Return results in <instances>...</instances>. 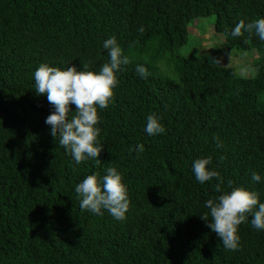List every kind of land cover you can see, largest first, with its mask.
<instances>
[{
  "label": "trees",
  "instance_id": "1",
  "mask_svg": "<svg viewBox=\"0 0 264 264\" xmlns=\"http://www.w3.org/2000/svg\"><path fill=\"white\" fill-rule=\"evenodd\" d=\"M206 16L226 43L258 52L256 75L215 52H182L191 21ZM262 16L264 0H0V264H264V231L242 223L240 247L229 250L202 219L217 178L201 184L191 169L210 156L223 189L231 180L264 201V181L251 180L253 170L264 177V41L254 29L230 35ZM113 35L130 62L114 100L98 108L100 163L76 164L50 134L53 109L33 73L43 62L98 71ZM153 112L166 133L144 131ZM138 143L145 150L130 152ZM108 167L128 188L124 221L79 207L75 184Z\"/></svg>",
  "mask_w": 264,
  "mask_h": 264
},
{
  "label": "clouds",
  "instance_id": "2",
  "mask_svg": "<svg viewBox=\"0 0 264 264\" xmlns=\"http://www.w3.org/2000/svg\"><path fill=\"white\" fill-rule=\"evenodd\" d=\"M264 41V16L248 23L238 22L230 35L240 36L243 31H252ZM243 30V31H242ZM143 31V26L140 27ZM102 48L106 50L108 60L98 71L87 70L72 64L60 67L47 62L41 63L34 71V89L38 95H46L52 106L51 113L45 123L50 125V134L57 139L60 146L70 153L76 164L90 158L100 163V153L103 145L98 140L101 131L98 126L99 109L108 108L114 100V89L119 84L118 73L122 66L129 64V58L123 55V50L116 36L103 40ZM136 72L142 78L148 77V71L142 64L136 65ZM72 105H75L73 110ZM74 111V114H73ZM144 131L149 135L166 133V127L161 117L149 113L146 117ZM221 145L218 143L217 147ZM137 154L145 150L143 143L130 147ZM212 158L200 157L194 159L191 165L195 179L203 184L212 178H217L215 190L220 193L214 199L204 201L209 212L202 215L212 231L220 238L223 246L229 250L240 247L239 226L248 222L257 231H264V201L260 194L244 186L232 187L228 181V189L222 188L224 183L221 173L215 168H209ZM251 180L264 181V177L253 170ZM75 192L79 198L80 209L97 215H104L105 210L117 221L127 219L130 208L128 188L122 174L116 167H108L105 174H90L75 184ZM251 214L250 221L248 216Z\"/></svg>",
  "mask_w": 264,
  "mask_h": 264
},
{
  "label": "rangeland",
  "instance_id": "3",
  "mask_svg": "<svg viewBox=\"0 0 264 264\" xmlns=\"http://www.w3.org/2000/svg\"><path fill=\"white\" fill-rule=\"evenodd\" d=\"M215 17H198L191 21L189 25L188 44L182 46V52L188 56L190 54L217 53L222 63L233 65L239 75L254 76L258 73L254 61L258 52L252 50H240L226 43L225 37L215 30ZM156 66L165 74L177 78L174 70L165 60L156 62Z\"/></svg>",
  "mask_w": 264,
  "mask_h": 264
}]
</instances>
